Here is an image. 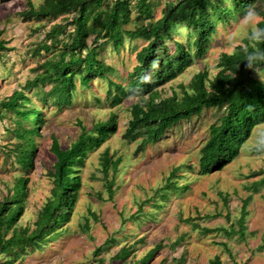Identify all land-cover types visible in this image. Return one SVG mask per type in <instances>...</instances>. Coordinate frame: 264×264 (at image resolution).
I'll return each mask as SVG.
<instances>
[{"label":"rangeland","instance_id":"obj_1","mask_svg":"<svg viewBox=\"0 0 264 264\" xmlns=\"http://www.w3.org/2000/svg\"><path fill=\"white\" fill-rule=\"evenodd\" d=\"M115 1L106 0L102 8L96 9L100 22ZM128 1L132 21L122 26L121 48L115 49L104 34L98 39L93 34L87 41V51L97 47L99 61L113 71L103 78L94 76L89 87L81 85L79 76L74 77L72 105H57L54 93L58 87L53 83L26 90L31 99L28 108L41 110L46 118L40 134L28 136L25 131L34 127L32 117L25 120L4 103L42 75L47 62L64 58L61 54L72 31L73 14L56 19L28 18L32 7L40 10L46 1L0 0V41L6 43V49L0 51V203L11 201L18 180L27 179L24 211L16 227L34 228L39 213L52 197L51 172L57 161L51 150L53 139L67 150L81 135L82 127L91 130L111 116L117 119V132L90 151L79 168L82 188L68 222L56 230L59 236L52 234L49 244L40 251L27 249L21 256L0 254V262L142 264L152 250L162 245L144 264H209L216 257L224 264H264V154L254 153L256 147L264 145V124L254 128L232 163L209 175L200 173L201 150L209 139L210 127L221 122L226 107L204 110L176 124L160 141L142 150L143 137L136 141L125 138L132 120L131 109L145 102L129 95L121 105L114 106L112 98L117 90L110 82L127 89L138 66L137 54L148 44L127 32L159 19L168 4L179 0H151L153 14L149 20L138 14L139 0ZM214 1L224 10L235 9L230 0ZM260 11H264V0L255 1L246 14L236 13L228 21L218 22L213 17L216 29L205 55L194 58L175 80L155 88L158 101L174 94L182 98L183 87L188 89L200 72L207 71L213 80L220 70L222 55L234 53L258 27L262 21ZM250 12L255 15L249 16ZM58 25L65 27L66 33L50 35ZM181 27L187 31H180ZM181 27L166 42L169 54L175 51L174 42L184 44L192 53L196 51L195 38L188 36L186 26ZM253 76L264 82V71L257 69ZM18 145L35 146L34 168L25 171L18 164ZM106 153L120 161L117 168L115 164L110 167L108 177L103 166ZM172 183L176 186L166 190ZM204 228L214 232L204 234ZM220 228L235 233L229 236L216 231ZM129 246L132 254L127 261L113 260L123 247Z\"/></svg>","mask_w":264,"mask_h":264},{"label":"trees","instance_id":"obj_2","mask_svg":"<svg viewBox=\"0 0 264 264\" xmlns=\"http://www.w3.org/2000/svg\"><path fill=\"white\" fill-rule=\"evenodd\" d=\"M45 1V7L40 10L32 7L27 13L28 18L56 19L70 13L73 14L70 23L72 31L68 34L61 54L64 58L67 56L66 60L63 58L58 62H47L42 75L29 82L25 90L15 91L4 103L6 108L14 110L23 119L30 120L32 117L34 127L30 131H25L28 136L39 135L46 118L41 110L28 108L27 104L31 103V99L26 90L40 84L53 83L58 87V91L54 93L57 105H72L73 91L76 89L74 77L79 76L81 85L89 87L94 76L103 78L113 71L111 67L99 61L97 47L87 51L88 39L93 34L97 39L102 38L101 35L104 34V38L112 40L115 49H119L124 40L122 26L132 21V10L128 0H116L101 22L96 9L102 8L106 0ZM230 1L235 8L234 11L224 10L214 0H179L168 4L159 19L151 20L133 32H127L134 39L140 38L148 42L137 54L138 66L131 75L129 87L125 89L120 84L110 82L117 90L112 98L114 106L121 105L129 95L145 102L144 105L136 104L131 109L132 120L125 135L129 141L143 137L141 150L148 144H156L176 124L195 115H201L204 110L226 107V114L221 118V122L210 127L209 139L201 150L199 168L200 173L204 175L221 171L232 163L250 139L254 128L264 124V82L253 76L257 69L264 71V59L259 60L254 68H249L246 62L250 53L264 52V40L257 41L250 37L243 45L237 47L234 53L223 54L216 77L210 79L207 71L198 73L188 87L191 92L183 87L180 99L174 94L171 98L158 101L159 93L155 88L175 80L194 62V58L205 55L216 29L213 17L218 22L228 21L236 13L246 14L252 4L260 0ZM138 14L143 19H152L151 0H139ZM259 14L262 21L258 27L264 28V11H260ZM98 24L100 28H97ZM181 26L189 29L188 36L191 39L195 38L193 44L196 51L192 53L184 44L174 42L175 51L169 54L166 42L172 39L175 30ZM60 32L66 33V28L58 25L49 34L56 36ZM1 34L0 32V37ZM5 46L6 43L0 41V51L5 50ZM81 129V135L67 150H63L57 139H53L51 150L57 159L51 172L54 189L52 197L33 224L34 228L15 226L24 211L27 179L18 180L11 201L0 203V254L11 253L14 256H21L27 249L31 252L40 251L49 244L52 234L55 238L59 236L56 230L68 222L82 188L79 168L83 166L90 151L101 147L112 133L117 132V119L111 116L107 122L98 123L91 130L85 127ZM35 152L34 145H18V164L25 171L34 168ZM254 153L263 155L264 145L256 147ZM119 163V159L113 160L109 153H106L103 164L105 177H108L110 167L115 164L117 168ZM262 182L264 184V179ZM108 186L111 188L112 183ZM175 186V183L168 184L165 189L171 190ZM11 231L12 236L9 237ZM216 231L225 232L229 236L235 233L228 232L225 228ZM212 232L214 230L203 229L204 234ZM161 248L162 245H158L152 250L142 260V264L150 261ZM131 254V246L123 247L113 260L127 261ZM100 264H104V261ZM209 264L224 263L220 257H216Z\"/></svg>","mask_w":264,"mask_h":264},{"label":"clouds","instance_id":"obj_3","mask_svg":"<svg viewBox=\"0 0 264 264\" xmlns=\"http://www.w3.org/2000/svg\"><path fill=\"white\" fill-rule=\"evenodd\" d=\"M253 15H255V13H249V16ZM180 31H187V29L185 27H181ZM251 38L257 41L264 40V28H255L251 34ZM261 59H264V52H252L247 56V66L249 68H254V65Z\"/></svg>","mask_w":264,"mask_h":264}]
</instances>
